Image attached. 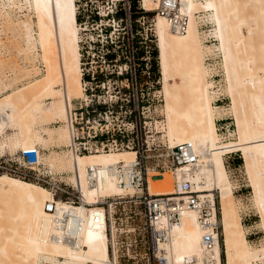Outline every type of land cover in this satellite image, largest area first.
Returning <instances> with one entry per match:
<instances>
[{"label": "bare ground", "instance_id": "bare-ground-1", "mask_svg": "<svg viewBox=\"0 0 264 264\" xmlns=\"http://www.w3.org/2000/svg\"><path fill=\"white\" fill-rule=\"evenodd\" d=\"M178 1L180 11L188 16L185 31L174 30L169 18L161 13H157L155 27L166 102V129L170 146L189 140L198 160L192 166L177 167L175 173L170 170L175 174L174 181L189 179L198 190L217 192L222 239L221 243L205 247L197 209L188 207L182 210L179 219L172 221L168 236L159 240L158 245L173 256L174 264H256L264 260V238L254 243L246 236L224 153L240 151L264 230V0ZM143 3L149 8L156 1L143 0ZM23 8L28 10L26 18L18 16L16 11ZM76 11L75 0H0V32L8 31L11 37L17 38L13 47L19 57L35 64V69L27 72L23 66L20 68L13 63V77L7 82L0 80L1 87L4 85L0 88V155L14 151L1 149L6 146L23 148L35 144V137L39 138L32 128L36 112L40 117L51 113L54 118L65 119L71 143L67 160L68 169L73 172L70 178L80 188L83 201L92 204L99 195L124 194L132 192L133 188L119 185L104 170L90 184L87 165L104 167L120 160L128 161L134 158L135 151L98 152L99 149H95L96 153H92L94 150L79 153L71 148L72 100L86 95ZM199 12L201 20L205 19V12V20L214 26L208 32L203 30L205 35L199 29ZM251 12L257 17L256 26L248 23ZM207 35H212L218 43L205 45L203 38ZM247 47L253 49V53L248 52ZM211 50H218L222 57L230 106L214 102L221 92L213 90L214 80L208 78L211 69L205 56ZM37 64L45 71L41 72L42 67ZM2 67L0 61V69ZM55 97L59 98L42 103ZM220 107L228 108L218 110ZM226 112L232 115L235 130L221 134L216 129L215 118ZM11 127L19 131L9 140L1 141L6 129ZM26 179L0 172V264H37L40 258L64 259L70 264H117L116 256L111 258L109 235L103 222L98 227L83 228L79 245L52 238L51 214L44 207L45 201L52 198L51 192L48 187ZM174 181L169 173H154L153 169H148L151 193L174 192ZM177 195L184 197V193ZM86 207L91 208L83 203L76 208L84 212ZM114 234L112 223L115 254ZM185 255L192 259L186 262Z\"/></svg>", "mask_w": 264, "mask_h": 264}, {"label": "rangeland", "instance_id": "rangeland-1", "mask_svg": "<svg viewBox=\"0 0 264 264\" xmlns=\"http://www.w3.org/2000/svg\"><path fill=\"white\" fill-rule=\"evenodd\" d=\"M75 1L77 3V11L79 10L78 7H81L85 12L84 21L79 24V44L80 48L86 47L87 50L85 67L82 66L81 62L82 72L87 73L90 77L83 80L86 95L72 100L73 106L71 109L78 107L75 116L73 114L74 110H71L73 119H75L74 131L78 135L77 140L92 143L95 139L94 133L100 129H117L118 127H122L123 123L127 120L140 118L141 129L144 130L143 133L148 128L155 137L154 142L164 141L170 146L166 129L167 117L164 110L166 102L163 94L158 37L155 29L158 14L155 10L150 9L154 8V3H151L148 8L144 5L143 0H135L137 5L136 12L133 20H131L128 12H126L125 16L121 13L117 16L114 15L119 2L126 10L128 9V0ZM141 1L145 8L149 10H144L141 7ZM16 11L18 16L23 18H26V14H28L26 8H23V10L17 9ZM203 13V18L206 19L207 14ZM252 13L248 16V23L256 26L257 17L255 14L252 15ZM197 15H200L199 29L202 35H205V30L208 32L214 26L205 19L201 20V12L197 13ZM32 16L35 18L34 15ZM243 29L247 31V26L244 25ZM9 33L8 31L0 32V61L3 66L0 69V80H5V82L9 81V77H13V63L18 66L20 65V68L23 66L27 72L35 69V64L28 62L29 59H25L26 61H24L22 57H19L18 52L14 49L16 47H13L18 42V39L11 37ZM213 38L212 35L205 36L203 38L204 44L212 45L218 43V40ZM152 48L157 51L154 59L155 68L151 66L152 56L150 55V50ZM250 51L253 53V49L249 48L248 52ZM205 62L211 69L208 78L214 80L215 87L213 90L221 92V97H223L222 100H218L216 103L227 106L231 100L225 89L226 81L221 65L222 57L218 50L210 52ZM37 66L42 67L39 64ZM39 69L42 70L41 72L45 71L43 67ZM102 79L103 81H101ZM2 87L0 85V88ZM56 98L59 97L43 100L42 103L57 100ZM93 102L97 105L99 103L105 104L106 112H99L97 108L94 112L87 114V111L83 107H86L88 104L91 105ZM222 108L228 107H220L218 110ZM50 114L40 117V113H35L36 118L32 123V128L35 134L39 136V138L35 137V144L43 148V163L49 165L55 172L62 173L63 177L72 180L70 177L73 172L71 169H68L69 165L67 163L71 153L69 131H67L66 127L68 123L65 119L54 118ZM221 115H225V113ZM63 130L66 131L64 134ZM18 131L19 129L14 127L6 129L1 141L9 140L13 133ZM60 131L64 137L63 135L61 136ZM218 132L221 134L226 133L221 130H218ZM131 135L129 134L130 137ZM94 147L93 145L92 150H94ZM97 148L99 149L98 152L134 150L127 147H119V150H113L111 148L108 149L107 146L102 148L101 145H97ZM1 149L16 151L20 149V146L12 148L6 146ZM84 153L89 152L86 151ZM92 153H96V151L94 150ZM150 153L153 154L154 151L151 150ZM238 154H240V151L232 153L230 158H227L229 164H226V168L230 180H232V183L234 182V186L240 182H246V180L248 182L249 186L246 190H249V193L246 196H238L234 192V196L235 199H239L236 200L238 209L250 211V218L243 225L245 229L256 231L254 233V238L256 239L254 243H260L264 238V230L261 226V211L254 205L255 203L252 198L253 187L245 173L244 159ZM159 159L160 157L156 155L150 156L147 163L150 167L153 165L154 167L149 169H153L154 173H169L174 181L175 174L170 169L162 167L160 164L156 165L157 162H160ZM33 182L41 184L37 181ZM130 193L127 192L125 194L129 196ZM239 202L242 204H239ZM143 212V203L137 201V199H132L126 202L125 208L121 209L120 213H117L118 217H115L114 222L116 253L114 254L113 251V255L111 256L112 259H114L113 256H116L117 264H148L146 261L148 256L146 247L148 235ZM252 212H256V214ZM222 257L224 258L223 252ZM62 263H66L64 259L57 261L55 259L47 260L40 258L37 264ZM258 263L264 264V260H259L256 264Z\"/></svg>", "mask_w": 264, "mask_h": 264}, {"label": "built area", "instance_id": "built-area-1", "mask_svg": "<svg viewBox=\"0 0 264 264\" xmlns=\"http://www.w3.org/2000/svg\"><path fill=\"white\" fill-rule=\"evenodd\" d=\"M153 1H156V4L151 10L166 15L174 30L185 31L188 16L180 11L178 0ZM141 7L144 10H149L145 8L142 1ZM205 57L207 59L209 54H206ZM84 91H86L85 87ZM221 95L216 96L214 102L222 100ZM71 110H74L73 114L75 116L78 107ZM215 123L216 129L225 131V134L235 130L234 119L229 113L217 116ZM143 131L140 118L130 119L117 129H100L94 133L95 139L93 142L86 143L77 140L78 135L75 134L73 126V145H71V148L75 152L90 151L93 145L95 146L94 150L98 149L97 145H101L102 148L107 146L108 149L119 147L134 149L135 156L131 160H120L104 167H98L97 164L87 165V179L90 184L96 180L99 172L104 170L109 172L119 185L133 188L129 196L125 193H117L99 195L98 200L92 204L83 201V194L74 181L63 177L62 173L55 172L49 165L43 163L41 157L43 148L38 144L1 154L0 172L4 171L31 179L48 187L52 198L45 201L44 207L51 214L54 230L51 231L50 236L54 239L79 245L83 228L86 226L98 227L103 222L105 231L109 235L108 246L112 256L114 246L111 235L112 223L115 222V217H118L117 213L125 208L127 201L137 199L144 206V222L148 235L146 246L148 253L146 261L148 264H174L173 256L161 250L158 241L168 236L172 221L179 219L182 210L188 207L197 209L198 221L203 230L201 236L203 245L208 248L215 242L220 241L221 243L219 198L216 191L209 193L208 191L198 190L195 183L189 179L176 180L175 191L171 193H151L148 189V169L154 167V165L151 167L148 165V158L152 155L160 157V162H157L156 165L160 164L162 167L172 169L175 173L177 167L183 164L192 166L197 162L198 154L193 143L184 140L168 146L164 141L154 142L155 137L150 129L147 128L144 133ZM103 134L104 137L101 136ZM129 134H132L131 137ZM151 150L154 151L153 154L150 153ZM237 151L239 150L224 153L227 165L229 164L227 158H230L232 153H237ZM248 186L247 180L246 182H240L234 186V192L238 196H246L249 193V190H246ZM181 193H184V197L178 198L177 194ZM82 203L91 206V208L86 207V211H80L76 207ZM239 212L242 223H246V220L248 221L250 218V211L239 209ZM252 213L256 214V212ZM255 232L252 229H246V236L250 241H256L254 238ZM191 259V257L185 255L184 260L186 262Z\"/></svg>", "mask_w": 264, "mask_h": 264}, {"label": "trees", "instance_id": "trees-1", "mask_svg": "<svg viewBox=\"0 0 264 264\" xmlns=\"http://www.w3.org/2000/svg\"><path fill=\"white\" fill-rule=\"evenodd\" d=\"M136 3H135V0H128V9L126 10L121 4H120V2H119V6L116 8V10H115V12H114V15L115 16H117L118 14H122V15H126V12H128V14H129V17H130V19L131 20H133V17H134V15H135V12H136ZM78 11H76V20L78 21V23L79 24H81L83 21H84V17H85V12L83 11V9H81V7H78ZM82 10V11H81ZM84 46V45H83ZM80 51H81V62H82V66L83 67H85V65L84 64H86L85 62H86V60H85V57H86V47H81V49H80ZM150 55L152 56V63H151V66H152V68H155V65H154V63H155V56L157 55V51L154 49V48H152L151 50H150ZM84 69V68H83ZM82 79L84 80V79H89L90 77H89V75L87 74V73H85V72H83L82 73ZM101 81H103V79L101 80ZM95 107H94V106ZM105 104H101V103H99L98 105L95 103V102H93V103H91V105L90 104H88L86 107H83L86 111H87V114H90V112H94L95 111V109H97L98 108V110H99V112H103L104 110H105ZM90 109V110H89ZM102 137H104V134L103 135H101Z\"/></svg>", "mask_w": 264, "mask_h": 264}]
</instances>
